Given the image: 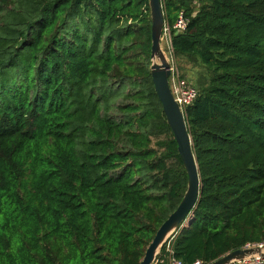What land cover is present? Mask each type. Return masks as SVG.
Masks as SVG:
<instances>
[{"label": "trees", "instance_id": "1", "mask_svg": "<svg viewBox=\"0 0 264 264\" xmlns=\"http://www.w3.org/2000/svg\"><path fill=\"white\" fill-rule=\"evenodd\" d=\"M161 4L199 69L183 113L201 188L172 252L209 264L264 241V0ZM150 29L148 0H0V264H140L177 208Z\"/></svg>", "mask_w": 264, "mask_h": 264}, {"label": "water", "instance_id": "2", "mask_svg": "<svg viewBox=\"0 0 264 264\" xmlns=\"http://www.w3.org/2000/svg\"><path fill=\"white\" fill-rule=\"evenodd\" d=\"M151 20V48H150V75L154 92L162 107L173 138L177 145V153L187 175V184L184 195L177 208L157 229L151 243L146 248L140 264H153L169 236L182 228L191 216L198 201L200 180L196 160L192 151L184 113L175 102L169 87L170 65L161 47L164 12L161 0H148ZM264 257V249L242 248L217 259L209 264H237L253 257Z\"/></svg>", "mask_w": 264, "mask_h": 264}, {"label": "built area", "instance_id": "3", "mask_svg": "<svg viewBox=\"0 0 264 264\" xmlns=\"http://www.w3.org/2000/svg\"><path fill=\"white\" fill-rule=\"evenodd\" d=\"M188 18L186 17L183 10H180L174 22L172 24L167 23L164 20L163 29H162V37H161V45L162 42H165L167 53L169 58L166 56V59L170 65V76H169V87L173 94L175 102L179 105L182 112L183 110L191 105L194 100L197 97V90L184 83V81H181L179 78V73L174 65V55H173V46H172V37L173 35H177L179 33H182L186 30L188 25ZM162 47V46H161ZM164 52V51H163ZM177 232V231H176ZM175 232V233H176ZM175 233L171 234L169 238L166 240V242L163 245L164 254L163 257L159 260H156V264H182L181 261L176 259L173 256L172 252V240L175 237ZM249 247H256L260 249H264V241L255 243V244H248L245 246V248ZM193 264H203L200 261H196ZM237 264H264V257L258 256L253 257L247 260H244L242 262H239Z\"/></svg>", "mask_w": 264, "mask_h": 264}, {"label": "rangeland", "instance_id": "4", "mask_svg": "<svg viewBox=\"0 0 264 264\" xmlns=\"http://www.w3.org/2000/svg\"><path fill=\"white\" fill-rule=\"evenodd\" d=\"M161 46H162V50L169 58L165 42H162ZM174 65L179 73V78L181 79V81H184V83H186L187 85L194 87L192 82H195V79L198 77L199 69L191 64L182 63L179 60H177L175 57H174ZM155 142L156 140L153 139L152 144L154 145Z\"/></svg>", "mask_w": 264, "mask_h": 264}]
</instances>
